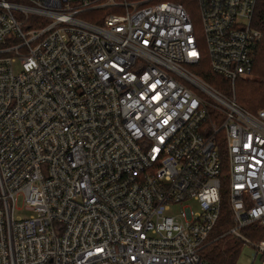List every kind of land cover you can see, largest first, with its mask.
Instances as JSON below:
<instances>
[{
    "label": "built area",
    "instance_id": "2783aa9c",
    "mask_svg": "<svg viewBox=\"0 0 264 264\" xmlns=\"http://www.w3.org/2000/svg\"><path fill=\"white\" fill-rule=\"evenodd\" d=\"M197 1L209 67L233 86L262 37L257 0ZM88 10L106 12L77 17ZM201 58L172 1L0 0V264H208L220 144L229 232L264 264V108L186 68ZM187 199L198 208L168 214Z\"/></svg>",
    "mask_w": 264,
    "mask_h": 264
},
{
    "label": "trees",
    "instance_id": "16d2710c",
    "mask_svg": "<svg viewBox=\"0 0 264 264\" xmlns=\"http://www.w3.org/2000/svg\"><path fill=\"white\" fill-rule=\"evenodd\" d=\"M170 1L182 5L187 11L185 4H187L189 0ZM252 23V25L262 34L261 39L256 45L255 56L252 65L251 73L253 72L254 78L250 79L249 77H241L235 81V83L237 82L235 98L239 106L252 113H255L257 110L264 108V0L256 1ZM208 60V54L205 56L203 55L199 63L195 65V68H198L197 74L213 87L218 89V85L227 82V80L223 77H218L219 80L216 81L215 78L217 77V74H215L210 69ZM211 121L212 118L211 120H208V123L211 124ZM217 138H221V133L217 136ZM219 151L222 156L223 171H227V159L225 150L223 149V144H220ZM232 225L233 221L231 218L229 203L222 202L219 217L208 236L207 244L201 251L202 257L207 260L208 264H234L238 245L236 246L235 243L229 242L228 240V238L231 236L229 229ZM240 230L247 234L246 237L250 236L251 238H254L255 241L261 239L263 236L262 229L257 227L255 224L243 226L240 228Z\"/></svg>",
    "mask_w": 264,
    "mask_h": 264
},
{
    "label": "rangeland",
    "instance_id": "374dc122",
    "mask_svg": "<svg viewBox=\"0 0 264 264\" xmlns=\"http://www.w3.org/2000/svg\"><path fill=\"white\" fill-rule=\"evenodd\" d=\"M9 1H11V2H20L22 0H9ZM129 1H135V0H129ZM185 6L187 8V11L190 14L192 22L195 24V26L197 28L199 48H200V51H201V54H202V57H203V55L205 56L206 54H208V52H207V47H206V43H205V40H204V37H203V32H202V18H201V14H200L199 3H198L197 0H191V1L189 0L187 2V4H185ZM105 12L106 11H102V10H88V11H85V12H82V13L78 14L77 17H79L80 19L86 20L88 22H91V23H98V21L103 17ZM27 22H29V20ZM13 68H14L15 72L19 71L18 63H15ZM186 68L189 71H191L192 73L196 74L198 77H200L197 74V69L198 68H195V65L186 66ZM218 77L222 78L221 76L217 75V77L215 78L216 81L219 80ZM245 77H249L250 79L251 78L253 79L254 78L253 72L250 73V75L245 76ZM245 77H242V78H245ZM236 84H237V82L234 83V85L232 86V83L227 81V82L219 84L218 85V87H219L218 89L226 97H233L235 95V90H236V87H237ZM207 99L209 101L216 102L221 108H224V105L222 103H219L218 101H215L210 96H207ZM220 178H221L220 193H221V197H222V202L228 203L227 191H228V187H229V185H228L229 177H228V173H227L226 170H224L222 172ZM186 205H189V206H191L194 209L198 208L197 203L194 200L187 199L184 202H182L181 204H179V203L173 204L172 208L168 212V214L177 215L179 210L183 206H186ZM30 213L31 212L29 210L24 208L21 200L18 201V203L16 204L15 215L16 216H20V217H28V215ZM239 232L242 235H244V236L247 235L241 230H239ZM238 238L239 237L234 235V234H231V236L228 238L229 242L235 243L236 246L238 245L237 246V252H236L237 254L235 256L236 258L234 260V264H261V262H262L261 253H256V248L253 246V244L247 243V242H245L243 240L241 241V239L240 238L238 239ZM247 238L249 240L253 241V243L256 242L255 239L251 238L250 236H247Z\"/></svg>",
    "mask_w": 264,
    "mask_h": 264
}]
</instances>
